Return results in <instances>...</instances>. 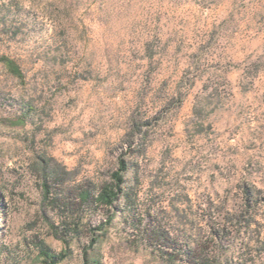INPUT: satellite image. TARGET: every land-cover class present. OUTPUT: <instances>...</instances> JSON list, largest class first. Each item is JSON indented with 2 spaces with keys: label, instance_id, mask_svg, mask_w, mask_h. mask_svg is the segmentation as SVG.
<instances>
[{
  "label": "rangeland",
  "instance_id": "1",
  "mask_svg": "<svg viewBox=\"0 0 264 264\" xmlns=\"http://www.w3.org/2000/svg\"><path fill=\"white\" fill-rule=\"evenodd\" d=\"M94 235L89 264H264V0H0V264Z\"/></svg>",
  "mask_w": 264,
  "mask_h": 264
},
{
  "label": "trees",
  "instance_id": "2",
  "mask_svg": "<svg viewBox=\"0 0 264 264\" xmlns=\"http://www.w3.org/2000/svg\"><path fill=\"white\" fill-rule=\"evenodd\" d=\"M1 60L7 66V68L14 74L20 76V70L16 62L8 57H2ZM129 169V164L126 159L121 157L118 161L117 168L111 174V182L104 184L99 190L97 196L95 197V202L98 205L112 208L114 204L119 200V198L125 194V174ZM85 199L88 198L84 195ZM113 215L108 217V222H111ZM100 227H94V233L96 234V229H101ZM99 242V237L94 235L91 239L90 244L83 251L85 264H89L88 252ZM39 256L44 260L45 264H57L62 258L63 254L55 255L51 252L50 248L44 243L39 245Z\"/></svg>",
  "mask_w": 264,
  "mask_h": 264
}]
</instances>
